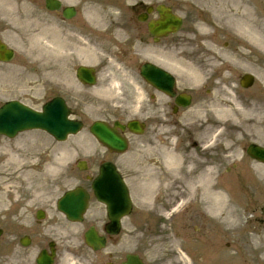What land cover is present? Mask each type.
I'll use <instances>...</instances> for the list:
<instances>
[{"label":"rangeland","instance_id":"obj_1","mask_svg":"<svg viewBox=\"0 0 264 264\" xmlns=\"http://www.w3.org/2000/svg\"><path fill=\"white\" fill-rule=\"evenodd\" d=\"M12 3V6L15 8L17 13H19V5L18 0H10ZM15 1L16 3H14ZM82 6L80 7L79 4H77V7L80 9V13H85L87 10H93L97 14V18L95 20L94 26H96L95 34L96 36L93 37L91 40L87 37V35L84 37V42L88 46L92 48V45H95L97 48L96 55L98 57V64H96V69L98 70L99 79L96 87L94 88H88V87H79L78 88H71L70 82H67L64 79L58 80L56 77V74H54V81L52 79H49L51 76V72L56 69H49L46 63L45 57H40L39 51L36 49H31V47L34 46L36 42L34 40L29 43L28 39L26 40V37L21 38V35L24 31H28V34L31 35L29 30H32L33 33L40 32L42 30V26H45V29L47 28V25H51V22H47L46 20V10L43 7L39 6L36 8L38 13V21H31L30 26L28 24H25V20L30 21V15H34L37 12L31 13L30 6H27L26 9H20V13L17 15V17H13L10 20L12 23L16 26L13 27V24H10L11 21H8L7 23H2L0 28V33L5 34V38L9 41V43L12 44L13 47H15L17 50V55L14 60V63L12 65L3 66L0 65V95H1V102L12 99H20L24 103H27L28 105L32 106L31 108L40 110L41 105L44 104L46 101L50 99V97H54L56 95H64V91L69 93V99L71 101V106L74 110V115L76 119H81L85 122L86 130L83 134H81L79 137L81 139V146L82 149H79L80 151H83L84 149L90 152V154L96 153V148L92 144V139L88 135V128L89 126L96 120H104L107 122H113L116 120L127 122L131 119V73L127 72H120L118 71L113 63V54L114 51L117 50L113 46H123L124 40L127 39V37L131 36V43L135 44L132 47V57L134 58V64L136 67H139L140 63L143 62L142 55L145 52L144 46H139L137 43L138 41H143L144 39V24L136 20V14L137 12L145 7L148 4H158V3H168L172 8L180 14L184 19L190 20L189 26L190 32H193L194 36V24L197 19L198 14V8L189 2H186L185 0H95V1H88V0H78ZM139 4V5H138ZM131 6V14L129 12ZM139 6L137 10H133L132 7ZM251 4H249V7ZM41 10V11H40ZM122 11V12H120ZM51 17V15H50ZM83 17V14H82ZM79 16L76 21L81 25L84 21L86 25L88 24L85 17L82 18ZM48 19V18H47ZM83 20V21H82ZM131 21V23H130ZM47 22V23H46ZM59 25H63L60 20L57 18V16H54L53 25L55 26V30ZM143 24V25H142ZM217 26H219L218 23H215ZM98 27V28H97ZM69 28V26H67ZM222 29V28H221ZM211 32L213 36H211L209 39L211 42H213V39L215 41H219L217 43L220 45L221 40L226 37L224 34L225 31L221 33L220 30L211 28ZM188 29L185 28L184 32H182L179 36H176L174 40L173 45H176L175 43L179 42L183 37H186L187 39L190 38L191 35H188ZM21 34V35H20ZM227 35V33H226ZM261 35L264 38V29H262ZM229 39L236 40V41H242L243 40L236 34L229 32ZM97 42L95 44L94 42ZM26 43V44H25ZM52 43H55L56 45H62L65 47V49H68V45L65 41H62L61 39H58L56 42H50L49 37L44 35L43 38H41L40 42L37 44L41 47H48L52 45ZM100 43V44H98ZM74 46L69 48L70 50L76 49L75 45L81 44L80 42H77L73 40ZM25 45V46H24ZM82 45V44H81ZM169 45V44H167ZM84 46V44H83ZM169 48L168 46H160L161 50H164V48ZM37 48V46H36ZM191 48V47H190ZM251 48V45L249 44V49ZM114 49V50H113ZM253 51H258L256 49H253ZM178 56H185L187 57L188 50L182 49L179 51H174ZM73 59L70 62L69 69L71 70V73H73L74 69L82 64V62L77 61L76 58L72 55ZM120 57L125 58L127 57V54H121ZM119 57V58H120ZM54 58H56L54 56ZM120 58V59H122ZM90 59V58H89ZM123 60H129L131 61V56L128 58H125ZM128 69H131V67H128ZM134 78L137 82L142 83L141 78L139 74L137 73L134 75ZM7 79L9 81H14L15 83H18L20 86V89L22 90L21 93H7L4 88H2L1 84L2 82ZM183 79V78H181ZM184 79H188V76H184ZM62 82L61 84H55L58 82ZM188 83V82H187ZM36 84V85H35ZM119 85V86H118ZM117 87V90H121L122 93H120L118 96H105L102 92H100L102 89L105 90H114ZM64 88V89H63ZM212 88L208 87L205 88V90H211ZM206 92V91H205ZM201 94H197L199 96H202L205 101H197L194 104V109H200L204 108L207 105L212 104L213 101L217 100L218 96L222 93L219 91L216 92V94L212 93L210 96L208 94H204L203 92H200ZM209 93V92H208ZM214 99V100H213ZM190 113H193L191 111L187 112L188 116H192ZM207 113L210 114L209 118H212V113L208 111ZM190 114V115H189ZM197 117L194 118V120ZM199 123H202L205 125L204 119H198V121L194 124L196 127H199ZM191 125H185V127H190ZM211 127V126H209ZM206 131H208V128L201 132L200 137H207ZM32 135H37L39 137L34 136H24L21 137V141L18 143V146H24L26 144H29L30 138H37L40 139L41 133L40 132H34L30 133ZM220 136V135H219ZM219 136L217 138H219ZM42 140V139H41ZM212 137L210 138L209 142H211ZM3 141V142H2ZM17 141V140H16ZM92 142V143H91ZM208 142V143H209ZM14 142H9L7 140H3L0 138V164L5 161V164H14V163H8L5 160L6 155L13 150ZM9 145V146H8ZM61 147V146H60ZM30 148V146H25L20 149V152L27 151ZM144 149V147H142ZM62 149V148H61ZM70 150V148H69ZM236 153L240 154V151L238 148L235 147ZM39 153L42 155L45 150L38 149ZM197 151V150H194ZM70 152H74L79 156L80 158H86V156L82 153L78 154V151L70 150ZM235 152V151H234ZM98 153V152H97ZM142 154L143 152H138ZM131 154V151H130ZM233 154L231 157V161H228L226 159V162H224V165L227 166L228 164L232 163H240L238 159L240 156L236 158V155ZM50 155L48 153V150H46V156L45 158L50 160ZM212 157L214 155L212 154ZM89 159V157H87ZM131 159V155L128 158H125L123 163L127 160ZM196 161H198V158H195ZM90 160V159H89ZM206 160V159H205ZM161 160H153L151 161V165H158L161 166L163 164L160 162ZM198 164L193 168L185 169L183 172V178L181 183H179L178 186H176L175 192L171 195V200L166 201L167 206V214L172 212L173 207L176 206V204L180 201L182 197V192L187 190L188 183H197L199 181L198 179V173L202 171L201 169L204 168L203 164L198 162ZM164 170V168H163ZM218 173L217 177L219 176V179H216L218 183H222L224 179L226 178L224 175V169L217 168ZM70 171H72V168H70ZM72 177H76L77 174H74L73 172H70ZM130 175V174H129ZM76 183L75 181H71L70 185H74ZM151 189L153 191H150V199L151 197H155L158 192H160L161 187L155 186V179H152V186ZM172 189V188H171ZM171 189L168 192H172ZM223 189H226V187H223ZM247 190V189H246ZM248 191V190H247ZM149 195V193H148ZM140 202L139 206L145 205V203L142 202L144 198V194L142 192H138L137 196L135 195ZM173 200V201H172ZM258 206L254 208V213L250 215L251 218H253V221H251V224H246L245 221H243V225L245 226L244 229L241 231L242 234H245L248 238H246L248 241L253 240L252 243H254L255 246H259L258 251L255 254L254 257V264H264V230L263 226L264 224L260 223V219L263 220L264 218V196L257 201L256 203ZM7 206H9L7 204ZM135 206H136V200H135ZM151 206L150 208H156L154 205H148ZM146 207V206H145ZM148 208V207H146ZM156 210V209H154ZM159 210H157L158 212ZM156 211H153L151 213L150 217L148 219L144 218L143 216H139L138 209L136 210L135 214L131 215L130 217L126 218L123 221V229H124V235L121 237V242L118 244L119 247H122V249L127 250L128 246L132 245V248L136 252H143L144 250H148V254L146 255L147 260L151 264H172L173 262V256L171 255L170 249H173L172 242L177 243L178 239L175 237L176 232H186L187 234L184 235V245L188 246V241L192 242V244H196L198 241H201L204 237H198V227H195L193 224L192 219L189 216L188 213H185L183 216H173L172 220L167 219L166 213H163L162 216L157 213ZM52 213L55 214V208H52ZM194 213V212H193ZM16 220V223L11 224L10 227H13L15 224L20 226V219L19 217L13 218ZM19 220V221H18ZM23 220V219H22ZM259 220V222H258ZM47 221V220H46ZM45 221V222H46ZM44 222V224H45ZM242 223V220L240 221V225ZM264 223V222H263ZM12 232V231H11ZM13 233V232H12ZM217 235H219L218 241H220L219 244L223 245V248H226V246L233 243V241H240L241 237L239 233L235 232L234 230H230L227 232L226 235L222 231L216 230L215 232ZM214 237V235H213ZM257 238L260 239V241L257 240ZM9 241H7L8 243ZM213 240H207L205 243L211 244ZM203 244L199 247V250L205 254L208 258L216 257V262L219 264H244L242 258L240 255L237 254H231L230 252H222V250L217 251L212 248V246ZM191 245V244H190ZM131 250V249H130ZM238 248L236 252H238ZM194 259V258H193ZM206 261V260H205Z\"/></svg>","mask_w":264,"mask_h":264},{"label":"bare ground","instance_id":"obj_2","mask_svg":"<svg viewBox=\"0 0 264 264\" xmlns=\"http://www.w3.org/2000/svg\"><path fill=\"white\" fill-rule=\"evenodd\" d=\"M186 2H190L196 4L197 7L203 10L202 12L208 13L211 15L213 19H227L229 25L235 28L239 33L246 34L249 36L252 43L256 47H259L260 50L264 51V38L261 35V29L258 31L257 28H253L247 25L244 22L245 12L248 11L249 7L244 8V13L240 14L239 6L245 5L246 0H185ZM230 3H232L230 5ZM249 12H252L251 10ZM246 17V16H245ZM209 18L204 19L203 16L196 24V32L200 37L208 36L209 33ZM264 27V25H263ZM252 33V35L250 34ZM196 39H188L185 43V49H188L192 44H194ZM52 52H55L56 49L53 47ZM40 57L46 58V63L49 64L53 59V55L46 47H38ZM195 52H199V47L195 45ZM191 78L194 84L203 85L206 83V76L203 70L201 69H187L185 72ZM105 96H112L114 92L110 90H101ZM231 101H234V97L231 96ZM232 110H227L226 108H222L221 112L224 114L226 112H230ZM32 166L36 165L35 161L31 162ZM55 167V164H54ZM32 171L23 173V178L26 182L31 183L35 179L32 177ZM36 178V175H35ZM199 179L201 184L205 183V187L202 185L191 184L189 188L182 193L181 202L177 207L181 209V207L185 208L189 204H199L201 206L200 216H204L205 218H198V221L195 222L202 227L201 234H206L205 229H218L222 231L224 234H227L230 230H236L240 228V221L246 217L248 214V208L246 205L241 206L237 203V201L232 200L225 192L219 190L215 183V172L212 168L206 169L204 172L199 174ZM196 186V187H195ZM202 193V195H200ZM193 204V205H194ZM209 218L211 224L207 226V219ZM245 235L241 236L242 242L240 243L241 247L248 253L252 251L250 247L249 241L246 239ZM182 235H179L178 244L172 242L175 259H173L172 264H209L207 262H195V260L189 257L184 251H177L176 247L184 246ZM259 240V238H257ZM256 252V250H254Z\"/></svg>","mask_w":264,"mask_h":264},{"label":"water","instance_id":"obj_3","mask_svg":"<svg viewBox=\"0 0 264 264\" xmlns=\"http://www.w3.org/2000/svg\"><path fill=\"white\" fill-rule=\"evenodd\" d=\"M65 111L63 105H58V107L50 105L44 107L43 114H34L17 103H10L0 110V134L14 136L19 131L30 128H41L53 134L58 139H63L66 133L74 132L78 129V125L75 128V125L66 121L67 113ZM104 130L105 132H101L104 140L112 144V139L115 140V135L107 128ZM109 190L111 194L107 198H119L117 188L110 186ZM77 208L75 207V209Z\"/></svg>","mask_w":264,"mask_h":264},{"label":"flooded vegetation","instance_id":"obj_4","mask_svg":"<svg viewBox=\"0 0 264 264\" xmlns=\"http://www.w3.org/2000/svg\"><path fill=\"white\" fill-rule=\"evenodd\" d=\"M261 85L262 87L259 89L258 91V95L260 96H264V83L261 82ZM168 113H169V116L168 117H164L165 119L167 120H171L173 117H176L174 116L173 114V107H172V104L169 105L168 107ZM28 202L31 201V199H27ZM23 208L20 207L16 214H13L14 216H16L19 211H21ZM7 216L5 214H1L0 215V219H5ZM34 223V222H33ZM32 224V223H31ZM20 231H22V228L19 229ZM36 228H35V225L32 226V230L30 231V233L32 234L33 231H35ZM23 235H26V234H23ZM43 238V237H42ZM30 241L32 242V236H30ZM43 245L42 244H38L37 245V249H34L35 251L36 250H39L41 251V249H44L45 247H42ZM3 248V250H0V264H27L26 263V258L29 257V253L28 250H23V247H21L20 245H7L6 247H1ZM34 250H32L31 252H33ZM12 257H15L17 259H19L18 261H12ZM7 260V261H6ZM31 264V263H30Z\"/></svg>","mask_w":264,"mask_h":264}]
</instances>
